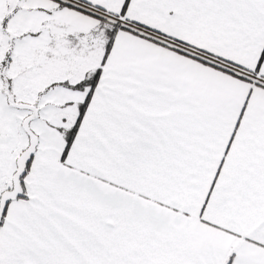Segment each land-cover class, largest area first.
Masks as SVG:
<instances>
[{
  "label": "snow or ice",
  "instance_id": "6c2138e0",
  "mask_svg": "<svg viewBox=\"0 0 264 264\" xmlns=\"http://www.w3.org/2000/svg\"><path fill=\"white\" fill-rule=\"evenodd\" d=\"M0 264H264V0H0Z\"/></svg>",
  "mask_w": 264,
  "mask_h": 264
}]
</instances>
